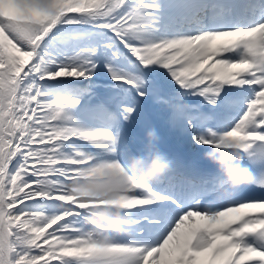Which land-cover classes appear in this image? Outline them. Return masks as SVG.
Returning a JSON list of instances; mask_svg holds the SVG:
<instances>
[{
  "label": "snow or ice",
  "instance_id": "1",
  "mask_svg": "<svg viewBox=\"0 0 264 264\" xmlns=\"http://www.w3.org/2000/svg\"><path fill=\"white\" fill-rule=\"evenodd\" d=\"M0 264H264V0H0Z\"/></svg>",
  "mask_w": 264,
  "mask_h": 264
}]
</instances>
